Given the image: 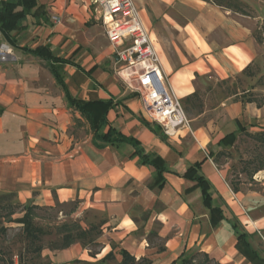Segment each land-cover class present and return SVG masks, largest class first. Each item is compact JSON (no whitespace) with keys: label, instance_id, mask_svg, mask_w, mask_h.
Instances as JSON below:
<instances>
[{"label":"crops","instance_id":"1","mask_svg":"<svg viewBox=\"0 0 264 264\" xmlns=\"http://www.w3.org/2000/svg\"><path fill=\"white\" fill-rule=\"evenodd\" d=\"M134 2L181 103L198 94L199 78H245L258 56L257 21L238 10L212 0ZM37 3L21 22L23 29L12 33L13 58L0 62V196L13 195L23 208L53 206L56 200L78 203V211L92 217L80 223L84 232H95L94 241L49 251L52 264L108 263L105 257L111 252L117 264L123 261L122 252L151 264H179L193 253L216 264H252L237 248L234 224L264 258V215L249 216L246 208L249 199L264 203V167L251 174V182L243 180L242 172L238 180L233 168L241 139L264 135V100L243 97L251 91L238 90L213 108L210 127L196 129V144L186 138L190 129L163 137L162 129L145 118L134 90L137 77L120 72L89 0ZM40 47L73 62L58 67L73 98L117 104L101 132L114 128L139 141L147 154L162 158L170 170L163 175L162 189L152 187L155 168L141 165L131 146L94 145L89 123L69 106L47 63L24 50ZM232 134L235 143L223 145ZM195 164H201L210 183L212 208L223 214L217 224L202 190L182 177ZM8 208L0 204V211ZM23 208L18 218L8 211L2 220L23 227L17 223L26 213ZM2 228L6 230L2 224L0 235Z\"/></svg>","mask_w":264,"mask_h":264},{"label":"rangeland","instance_id":"2","mask_svg":"<svg viewBox=\"0 0 264 264\" xmlns=\"http://www.w3.org/2000/svg\"><path fill=\"white\" fill-rule=\"evenodd\" d=\"M212 1L225 6L231 5L240 13L256 19L257 25L254 31V38L257 41L259 52L245 78L218 81L214 75H208L206 78H199L196 81L198 94L187 102L182 101L183 108L190 121V131L186 138L193 141L194 144L197 142L196 137L197 139L200 137L194 134L196 129L208 128L212 124L215 116L213 108L229 96L238 93V90L241 92L251 91L243 97L249 96L258 102L264 100V0ZM252 90L256 91L253 93ZM260 91H263V93H260ZM236 148V151L240 154L234 165L235 167H233L237 178L238 180L240 179L239 173H246L243 180L251 182V174L257 169L264 167V137L257 141L245 136ZM227 158L228 156L225 159ZM224 161L226 160L223 159L222 162ZM233 187L231 186L232 189ZM246 189L251 188L247 187ZM224 190L229 191L227 188H224ZM240 199H242L241 196ZM244 202L246 203L245 199ZM249 202L246 205V208L250 207L249 209L247 208L249 216L260 217L264 215V203L262 205L260 203L256 204L255 199H249ZM0 204L9 206L7 210L0 211V227L3 224L6 228V231L0 235V264H52L49 251L54 252L60 249L63 245V237L66 234L75 235L79 230L84 231V224L82 225L80 222H85L86 224L87 221L92 219L89 214L78 211V203L61 204L56 200L53 206H44L34 210V225L41 229L43 234L38 235V239L31 240L26 237L22 226L16 223H6L2 220L3 215L11 210L17 213L13 219L21 216L23 205L18 203L13 195L0 196ZM236 210L240 213L239 208L236 207ZM80 213L82 215L77 217V214ZM94 237L95 232H92L86 238L76 240V243L87 246L92 243ZM158 245L161 244L159 243ZM92 249L93 252L98 251L94 246ZM184 259L191 260V264H216L213 260L199 253L188 255ZM107 261L109 262H104L103 264H117L114 258ZM179 264H182V262H179Z\"/></svg>","mask_w":264,"mask_h":264},{"label":"trees","instance_id":"3","mask_svg":"<svg viewBox=\"0 0 264 264\" xmlns=\"http://www.w3.org/2000/svg\"><path fill=\"white\" fill-rule=\"evenodd\" d=\"M216 3V2H215ZM218 6H224L223 4L216 3ZM38 7L37 0H2L0 6V30L3 32L6 40L13 46H15V41L12 39V33L22 30L21 22L29 15H31ZM226 7V6H225ZM234 9L231 5L227 6ZM26 53L32 54L35 57L45 61L47 67L54 75L57 83L62 86L66 93V99L71 108L78 111L81 116L89 123L91 131L93 133V143L94 145L102 149L106 146H116V145H129L134 149V156L139 158V163L144 166H150L156 170V178L153 183V188L162 189L165 184V179L163 175L169 173L170 170L167 167L165 161L155 155H150L145 152L139 141L134 138L127 137L120 133L116 129H112L108 134L102 133L104 127L108 125L107 115L110 110H112L116 105L112 100L109 101H89L84 102L82 100L73 98L67 91L63 76L59 72L60 65L73 64L70 60H65L61 58L53 57L47 48H37L35 50L24 49ZM250 67L245 70V73L249 71ZM136 94L133 95L135 97ZM142 122L150 128L153 132L159 134V130L154 129L149 122L142 120ZM163 137L166 135L161 133ZM254 140L260 141L264 135L252 136L247 135ZM236 141L234 134L229 135L222 142L223 145H233ZM183 178L196 183L203 192L204 202L207 207L211 209L212 217L211 221L213 224H217L224 219L223 214L219 208H212V197L210 194V183L201 174V164H195L187 169V171L182 175ZM5 197V196H3ZM39 207L36 206H25L23 209L26 211L23 218L18 219L17 223L23 224V229L26 237L31 240L38 239V235L43 234L41 229H38L34 225V210ZM14 211H10L13 214ZM219 214L218 219H215L214 215ZM237 233L238 244L237 248L242 255H244L252 264H264V258L252 248L249 242V235L246 232L238 230L236 224L233 225ZM4 228L1 229V233L5 232ZM90 232H84L79 230L77 234H66L63 237V245L60 249H65L73 245L76 240L83 239L88 236ZM94 239L92 240V242ZM123 261L120 264H151L146 260L136 261L135 258L131 257L127 252H122ZM113 258V253H109L105 260ZM1 260V253H0ZM182 264H191V260H182Z\"/></svg>","mask_w":264,"mask_h":264},{"label":"built area","instance_id":"4","mask_svg":"<svg viewBox=\"0 0 264 264\" xmlns=\"http://www.w3.org/2000/svg\"><path fill=\"white\" fill-rule=\"evenodd\" d=\"M1 3L2 0L0 6ZM89 3L105 29L120 72L137 77L134 90L141 99L146 120L157 124L169 138L190 129V121L163 74L160 56L134 0H89ZM13 55L12 45L0 30V62H9Z\"/></svg>","mask_w":264,"mask_h":264},{"label":"bare ground","instance_id":"5","mask_svg":"<svg viewBox=\"0 0 264 264\" xmlns=\"http://www.w3.org/2000/svg\"><path fill=\"white\" fill-rule=\"evenodd\" d=\"M175 94H176V92H175Z\"/></svg>","mask_w":264,"mask_h":264}]
</instances>
